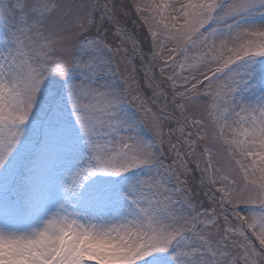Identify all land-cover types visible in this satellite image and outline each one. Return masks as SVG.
<instances>
[{
  "label": "snow or ice",
  "instance_id": "6c2138e0",
  "mask_svg": "<svg viewBox=\"0 0 264 264\" xmlns=\"http://www.w3.org/2000/svg\"><path fill=\"white\" fill-rule=\"evenodd\" d=\"M0 264H264V0H0Z\"/></svg>",
  "mask_w": 264,
  "mask_h": 264
},
{
  "label": "rangeland",
  "instance_id": "374dc122",
  "mask_svg": "<svg viewBox=\"0 0 264 264\" xmlns=\"http://www.w3.org/2000/svg\"><path fill=\"white\" fill-rule=\"evenodd\" d=\"M125 3H130L131 0H124ZM129 28L135 26V31L139 32L141 37L146 34V26H142V22L139 20L136 14L130 13L129 17ZM196 179H199V174L197 173Z\"/></svg>",
  "mask_w": 264,
  "mask_h": 264
}]
</instances>
